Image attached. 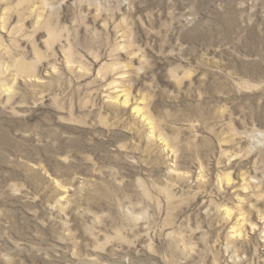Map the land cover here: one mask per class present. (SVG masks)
Wrapping results in <instances>:
<instances>
[{
  "label": "rangeland",
  "instance_id": "rangeland-1",
  "mask_svg": "<svg viewBox=\"0 0 264 264\" xmlns=\"http://www.w3.org/2000/svg\"><path fill=\"white\" fill-rule=\"evenodd\" d=\"M0 264H264V0H0Z\"/></svg>",
  "mask_w": 264,
  "mask_h": 264
}]
</instances>
